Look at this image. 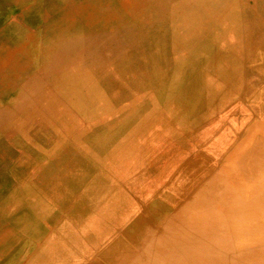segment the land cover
<instances>
[{"label":"rangeland","instance_id":"obj_1","mask_svg":"<svg viewBox=\"0 0 264 264\" xmlns=\"http://www.w3.org/2000/svg\"><path fill=\"white\" fill-rule=\"evenodd\" d=\"M262 41L264 0H0V264L130 242Z\"/></svg>","mask_w":264,"mask_h":264},{"label":"bare ground","instance_id":"obj_2","mask_svg":"<svg viewBox=\"0 0 264 264\" xmlns=\"http://www.w3.org/2000/svg\"><path fill=\"white\" fill-rule=\"evenodd\" d=\"M251 60L264 61V41ZM231 107L194 134L201 154L140 204L130 242H109L98 264H264V88Z\"/></svg>","mask_w":264,"mask_h":264}]
</instances>
